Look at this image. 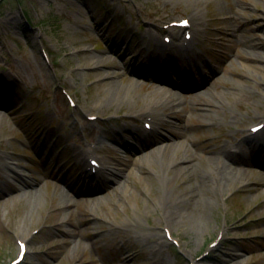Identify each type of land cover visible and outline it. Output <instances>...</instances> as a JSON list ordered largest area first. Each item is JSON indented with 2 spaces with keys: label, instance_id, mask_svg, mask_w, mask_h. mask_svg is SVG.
Segmentation results:
<instances>
[{
  "label": "rangeland",
  "instance_id": "rangeland-1",
  "mask_svg": "<svg viewBox=\"0 0 264 264\" xmlns=\"http://www.w3.org/2000/svg\"><path fill=\"white\" fill-rule=\"evenodd\" d=\"M185 18L188 49L164 29ZM155 64L186 77L182 97L150 93ZM0 102V264L31 236L22 264H264L263 142L246 138L264 122V0H0ZM108 163L127 187L98 180Z\"/></svg>",
  "mask_w": 264,
  "mask_h": 264
},
{
  "label": "bare ground",
  "instance_id": "bare-ground-1",
  "mask_svg": "<svg viewBox=\"0 0 264 264\" xmlns=\"http://www.w3.org/2000/svg\"><path fill=\"white\" fill-rule=\"evenodd\" d=\"M198 27H200V26H198ZM200 30V29H199ZM201 31V30H200ZM185 41H186V39H185ZM184 42H183V45L182 46H184ZM190 46H188L186 49H188ZM251 58H252V56H250ZM205 63V64H204ZM202 64L207 68L208 67V64L206 63V61L205 62H203L202 61ZM155 79L154 80H156V81H159V82H168L167 81V79L165 78V77H163V76H160V75H158V76H155L154 77ZM207 77L205 76V79H206ZM197 89H199L198 87H197ZM160 91H163L162 92V94L164 95V97L165 98H174L175 99V96H173V91H171V90H169V91H164L163 89H161V87H159V86H157L156 88H155V90L153 91L154 93H158V92H160ZM4 106V104L3 103H1L0 102V107H3ZM157 108H159V104L157 103ZM157 110V109H156ZM3 117H4V112L3 111H1L0 110V123L2 122L3 123V121H4V119H3ZM161 122L162 121H152V122H150L151 124H152V127L153 128H157L160 124H161ZM136 130H138L139 131V129L138 128H135ZM144 133H145V131H144ZM134 135H136V133L134 132L133 133ZM136 137V136H135ZM137 138V137H136ZM246 138L248 139V141H254L256 138H258V141H259V137L257 136V134H255V135H252V134H248L247 136H246ZM264 138V134L261 136V138H260V140H264L263 139ZM138 139H140V138H138ZM124 147L126 148V150H130V148L132 147V149L133 150H135V148H137V147H134L133 145H131V143L129 142V141H126V143H125V145H124ZM187 159L186 158H184V157H182V159H181V162L182 161H186ZM172 164V166L173 165H175L174 164V162L173 163H171ZM11 165V164H10ZM86 172L88 173V174H90L89 172H88V170H86ZM124 172H123V170L122 169H120L118 166H117V164H107L106 166H105V170H104V172H103V174H102V177H101V179H98V180H100V182H103V183H111V181L113 182V184H124L126 187H127V185H128V179H129V177H130V174H127V175H124L123 174ZM91 175V177H94L95 175H93V174H90ZM120 176H122V178L121 179H119V177ZM123 176H124V178H123ZM123 179V180H122ZM23 185H25V186H30V183L28 182V181H26V179H24V182L22 183ZM16 189H19L18 187L16 188ZM93 188L89 191L90 193L91 192H93ZM137 225L138 226H141V224H139V223H137ZM97 235V233L95 234V236ZM26 239H29V238H26ZM161 244H163L162 242H161ZM231 258L230 259H227V258H225V259H222L221 261H222V263H230V262H232L234 259H236V258H239L240 257V255L239 254H233V255H231L230 256Z\"/></svg>",
  "mask_w": 264,
  "mask_h": 264
}]
</instances>
